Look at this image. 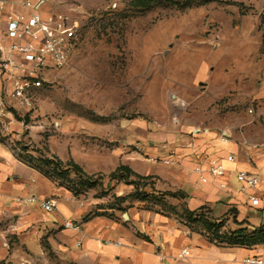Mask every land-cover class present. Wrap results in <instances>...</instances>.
<instances>
[{"label": "rangeland", "instance_id": "rangeland-1", "mask_svg": "<svg viewBox=\"0 0 264 264\" xmlns=\"http://www.w3.org/2000/svg\"><path fill=\"white\" fill-rule=\"evenodd\" d=\"M24 1L10 0L7 8H23ZM31 1L45 16L65 14L77 39L67 63L40 75L31 108L9 107L22 122L7 142L16 157L83 199L81 220L108 216L125 223L131 214L156 213L218 246L254 247L237 239L232 209L190 210L184 195L168 193L181 190L178 162L161 158L175 152L178 160V130L197 141V133L217 128L220 135L225 122L252 120L250 108H264L257 95L264 89V0ZM116 151L154 169L121 170L113 178L118 166L86 171L102 162L114 167ZM24 203L16 198L6 204L10 213L0 209V233L12 254L19 239L10 224ZM41 243L49 247L45 234ZM20 252L9 263L57 264L52 251L36 254L23 244Z\"/></svg>", "mask_w": 264, "mask_h": 264}, {"label": "crops", "instance_id": "crops-1", "mask_svg": "<svg viewBox=\"0 0 264 264\" xmlns=\"http://www.w3.org/2000/svg\"><path fill=\"white\" fill-rule=\"evenodd\" d=\"M15 10L27 8L16 7ZM9 87V79L0 73V95H6ZM257 95L263 98L264 89ZM256 112L263 114L264 108ZM9 118V129L0 127V209L8 214L11 207L7 203L31 195L53 198L56 208L45 211L37 203L16 206L18 219L10 225L18 234V251L12 254L6 232H1L0 260L19 261L15 255L21 253L23 244L36 254L54 252L57 264H242L241 259L248 254L264 256L262 243L240 249L218 246L190 231L186 225L179 228L178 221L168 215L131 214L129 219L132 220L125 223L108 216L81 220L87 211L83 199L75 198L67 189L61 190L12 152L7 142L19 135L22 122L13 111ZM222 128L220 135L217 128L197 133V141L188 139L178 130V189L184 190L188 209L204 204L216 213L232 209L239 227L255 228L264 223V177L256 189L259 203L255 205L238 190L235 173L238 169L257 171L264 167V121L259 116L249 120L243 115L235 123L225 122ZM228 154H232L234 160H228ZM211 155L223 158L227 172L202 183L194 168L205 164ZM116 156L118 161L114 167L104 162L84 167L89 173L111 172L120 164L128 165L138 174H149L147 171L154 169L140 167L126 151L121 154L116 151ZM219 181H225L228 188H221ZM65 220L79 222H74L76 228L66 227ZM43 234L48 248L42 247ZM108 240H121L122 244H110ZM185 247L190 248V254L180 256Z\"/></svg>", "mask_w": 264, "mask_h": 264}, {"label": "built area", "instance_id": "built-area-1", "mask_svg": "<svg viewBox=\"0 0 264 264\" xmlns=\"http://www.w3.org/2000/svg\"><path fill=\"white\" fill-rule=\"evenodd\" d=\"M10 0H0V73L9 79L10 87L6 95H0V127L9 129L12 111L10 106L31 108L30 91L41 85L40 75L51 67H60L68 62L76 43V26L70 24L63 14L43 15L31 0L23 2L27 10H7ZM264 121V113L254 112ZM175 152H170L161 160L166 164L178 162ZM154 159V158H153ZM228 160H234L232 154ZM194 170L202 183L212 178L222 177L227 169L223 158L208 156L205 164L197 165ZM239 183L238 190L246 194L252 204H258L256 189L264 177V167L257 171L238 169L235 173ZM221 188H228L225 181H219ZM1 188V182H0ZM25 203H37L43 210L52 211L56 208L53 198L31 195L18 197ZM66 227L76 228L72 220H65ZM107 243L121 245V240H108ZM190 248L185 247L180 256H188ZM242 264H264V256L259 253L248 254L241 259Z\"/></svg>", "mask_w": 264, "mask_h": 264}, {"label": "trees", "instance_id": "trees-1", "mask_svg": "<svg viewBox=\"0 0 264 264\" xmlns=\"http://www.w3.org/2000/svg\"><path fill=\"white\" fill-rule=\"evenodd\" d=\"M77 171L78 173H83L82 169L77 165ZM121 170H128L131 173L137 174L132 168H130L128 165L121 164L117 167L116 172L112 173L110 178L115 177V175H118L119 171ZM95 181L88 182V185H93L95 184ZM168 193H171L172 195H177L178 193L181 194V196L184 195L183 191H168ZM247 226L245 227H240L238 231L236 232V237L237 239H241L240 241H244L242 244H247V245H256V244H264V223L260 224L259 226L255 227L252 229V231L249 232L247 230ZM0 264H11L9 262H6L5 260H0Z\"/></svg>", "mask_w": 264, "mask_h": 264}, {"label": "water", "instance_id": "water-1", "mask_svg": "<svg viewBox=\"0 0 264 264\" xmlns=\"http://www.w3.org/2000/svg\"><path fill=\"white\" fill-rule=\"evenodd\" d=\"M125 216H128V214H127V213H125Z\"/></svg>", "mask_w": 264, "mask_h": 264}]
</instances>
